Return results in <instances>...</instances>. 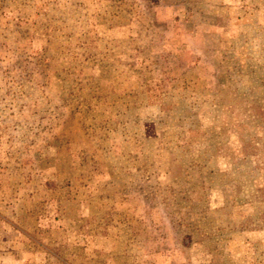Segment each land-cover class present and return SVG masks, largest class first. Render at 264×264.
Returning a JSON list of instances; mask_svg holds the SVG:
<instances>
[{
  "label": "rangeland",
  "instance_id": "374dc122",
  "mask_svg": "<svg viewBox=\"0 0 264 264\" xmlns=\"http://www.w3.org/2000/svg\"><path fill=\"white\" fill-rule=\"evenodd\" d=\"M0 264H264V0H0Z\"/></svg>",
  "mask_w": 264,
  "mask_h": 264
}]
</instances>
